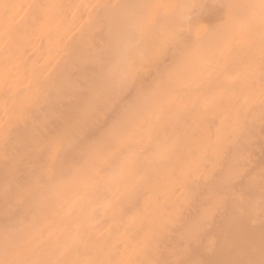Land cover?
Instances as JSON below:
<instances>
[{
  "label": "bare ground",
  "instance_id": "bare-ground-1",
  "mask_svg": "<svg viewBox=\"0 0 264 264\" xmlns=\"http://www.w3.org/2000/svg\"><path fill=\"white\" fill-rule=\"evenodd\" d=\"M0 264H264V0H0Z\"/></svg>",
  "mask_w": 264,
  "mask_h": 264
}]
</instances>
